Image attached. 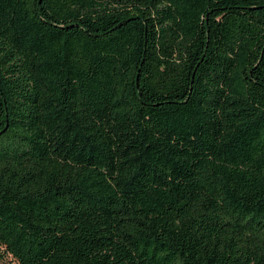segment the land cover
Here are the masks:
<instances>
[{
  "label": "trees",
  "instance_id": "trees-1",
  "mask_svg": "<svg viewBox=\"0 0 264 264\" xmlns=\"http://www.w3.org/2000/svg\"><path fill=\"white\" fill-rule=\"evenodd\" d=\"M0 264H264V0H0Z\"/></svg>",
  "mask_w": 264,
  "mask_h": 264
}]
</instances>
